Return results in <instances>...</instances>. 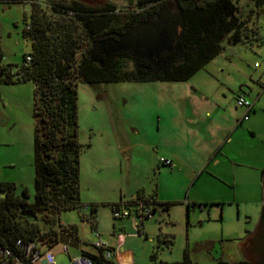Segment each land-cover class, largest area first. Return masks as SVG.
Masks as SVG:
<instances>
[{
    "label": "rangeland",
    "instance_id": "obj_1",
    "mask_svg": "<svg viewBox=\"0 0 264 264\" xmlns=\"http://www.w3.org/2000/svg\"><path fill=\"white\" fill-rule=\"evenodd\" d=\"M107 1L120 11L135 7V0ZM50 3L68 4L66 0H0V67L11 65L14 70L22 63L31 51V41L24 35L31 11L40 8L49 15ZM237 7L243 19L251 15V26L264 6L256 9L251 2L239 0ZM257 42L252 37L237 44L224 39L220 53L182 82L77 83L81 205L61 211L60 225L76 226L78 235L91 241L84 208L94 206L97 228L105 240L115 225V258L121 260L120 252L130 241L126 264H180L185 256L187 264L244 260L246 239L256 233L263 206L264 44ZM196 92H206L228 107H233L239 92H253L249 98L259 97L263 108L255 134L234 137L239 144L226 147L221 166L210 165L193 184L196 177L185 168L179 176L170 174L160 159L172 151L184 106L192 110ZM34 128L32 83L0 85V174L14 184L17 194L25 189L30 201L34 194ZM137 194L145 199L156 195L159 203L170 204L169 212L143 221L140 230L134 213L113 220L110 206L126 203ZM43 223L40 220L47 230ZM122 223L124 228H119ZM158 240L172 244H158ZM69 254L74 256L76 251L70 248ZM55 263L68 264V256L57 254Z\"/></svg>",
    "mask_w": 264,
    "mask_h": 264
},
{
    "label": "trees",
    "instance_id": "obj_2",
    "mask_svg": "<svg viewBox=\"0 0 264 264\" xmlns=\"http://www.w3.org/2000/svg\"><path fill=\"white\" fill-rule=\"evenodd\" d=\"M239 0H174L183 23L176 45L180 60L160 68L139 61L128 53L100 54L97 43L106 30L120 31L132 26L140 16H154L158 0H141L138 13L124 14L106 1L99 7L80 3H50L49 15L34 8L30 15V29L24 35L31 41L30 64L14 68L0 67V84L30 82L33 85L34 128V194L25 189L17 194L14 184L0 186V248H14L16 241L34 242L38 249H50L60 242L74 245L76 226L62 227L58 216L61 211L80 207L79 155L81 145L77 140V83L94 85L118 82H182L210 62L222 50V42L237 44L255 33L243 19L237 3ZM256 9L264 0H247ZM143 10V11H142ZM132 68L128 70V66ZM263 176V174H262ZM264 181V176L262 177ZM135 198H143L137 194ZM167 213L168 203H158L154 197L146 199ZM131 201V200H130ZM130 201L123 204H130ZM118 204H112L110 208ZM84 218L95 223L96 208L88 206ZM40 217V219H39ZM44 221L46 229L39 224ZM264 225V209L260 226ZM68 236L69 239L64 238ZM259 236V235H258ZM158 244H172L158 240ZM264 253V251H262ZM98 261L95 256H90ZM153 258V256H151ZM110 264V263H109ZM180 264H187L186 256ZM235 264H251L244 259Z\"/></svg>",
    "mask_w": 264,
    "mask_h": 264
},
{
    "label": "crops",
    "instance_id": "obj_3",
    "mask_svg": "<svg viewBox=\"0 0 264 264\" xmlns=\"http://www.w3.org/2000/svg\"><path fill=\"white\" fill-rule=\"evenodd\" d=\"M264 6V5H263ZM262 6V7H263ZM264 7L260 9L259 14L256 15L255 24L251 23V15L248 18V26L250 28L255 29V33L251 34L250 37L255 38L257 43L264 44ZM23 58V57H22ZM19 84V83H16ZM0 85H14V84H0ZM197 93V92H196ZM250 95H253V92H249ZM249 93L239 92L236 97H244L251 104V109L246 112L243 108H238L236 104L233 107H228L226 102L219 100L216 98L214 100L206 92H198L195 96L192 97V110L187 111V106H184L183 113V123L180 125L179 136H175L174 147L172 151L167 155L164 159L170 160L172 162V167H169V173L173 175H181L182 169L185 168L188 174H192L195 178L193 184L199 177L208 169L211 165L213 168L220 167L222 164V160H225V152L226 147L233 148L235 144H239L238 138H234L241 133L246 134V136L254 135L257 127L259 126V115L262 112V105L260 102V98L256 97V100H252L249 98ZM255 96H258L256 93ZM219 97L226 100V96L224 93H220ZM254 97V96H250ZM258 102V103H257ZM258 104V106L256 105ZM186 107V108H185ZM194 108V112L193 111ZM247 113V120H243L244 115ZM161 164V163H160ZM162 165V164H161ZM164 166V165H163ZM219 172V170H218ZM220 173V172H219ZM215 176L216 174L213 173ZM221 174V173H220ZM262 174L264 176V168L260 171V181L263 187L264 181L262 180ZM186 184L188 180L185 179ZM12 183L9 181L8 177L2 173L0 174V186L4 184ZM13 184V183H12ZM1 194V193H0ZM4 194V193H3ZM264 195V192H263ZM136 195H134L131 199H133ZM130 199V200H131ZM156 202V195L154 196ZM129 200V201H130ZM263 200V199H262ZM159 203V202H158ZM263 209V206H262ZM169 212V211H168ZM167 212V213H168ZM162 213V212H161ZM159 215V213H157ZM156 214V215H157ZM114 220V219H113ZM118 221V220H115ZM87 222V220L85 221ZM89 222V228L92 233L93 229L97 231V221L95 219V223ZM112 233H106L107 239L103 238V234L100 232L102 239L113 248L114 233L117 231L115 229V225L112 224ZM125 224H121L119 228H124ZM258 228V227H257ZM77 229V227H76ZM258 231V229H257ZM249 235L246 241L248 242L247 250H251L260 243L261 239H258L257 232ZM65 237V236H64ZM69 239L68 236L64 238ZM76 243L74 245H70V248L76 251V254L81 250H86L88 252H92L89 248L90 240H87L84 237H80L78 235V229L76 232ZM68 241V240H66ZM130 241H127L122 251L120 252L121 260L112 257L110 264H126V252L127 246ZM63 243V242H60ZM114 249V248H113ZM129 249V248H128ZM133 253L134 250L132 249ZM52 252L54 254V258L57 254H62L60 251V247L54 246L52 247ZM128 257V256H127ZM248 256L245 257L247 259ZM35 264H44V263H35ZM56 264V263H55Z\"/></svg>",
    "mask_w": 264,
    "mask_h": 264
},
{
    "label": "built area",
    "instance_id": "obj_4",
    "mask_svg": "<svg viewBox=\"0 0 264 264\" xmlns=\"http://www.w3.org/2000/svg\"><path fill=\"white\" fill-rule=\"evenodd\" d=\"M30 29V25L25 26V31ZM31 58L29 55L25 56L24 66L30 64ZM15 72V70L13 71ZM235 104L238 108H243L248 112L251 109V104L244 97H236ZM247 113L243 120H247ZM162 165L172 167L170 160L160 159ZM161 208L153 206L145 198H133L130 204H118L111 209L112 218L114 220H121L128 218L132 213L137 217V227L143 224V221L153 218L157 213H160ZM141 225V226H140ZM92 239L89 248L92 252L81 250L76 255L69 254L70 245L68 243H59L62 254L68 256V264H109L114 255V249L109 246L101 237V234L96 229L92 230ZM57 244V245H59ZM56 245V246H57ZM90 256H95L98 261H94ZM55 264L54 254L52 248L40 250L34 242L23 243L18 240L14 244V248H0V264Z\"/></svg>",
    "mask_w": 264,
    "mask_h": 264
},
{
    "label": "flooded vegetation",
    "instance_id": "obj_5",
    "mask_svg": "<svg viewBox=\"0 0 264 264\" xmlns=\"http://www.w3.org/2000/svg\"><path fill=\"white\" fill-rule=\"evenodd\" d=\"M68 4L73 3H80L84 4L86 6H89L91 8L93 7H99L103 5L107 0H66ZM141 0H135L134 8L130 11H123L124 14L129 12H136L138 13L137 9V3ZM161 1V0H158ZM163 3H152L149 5V7H157L156 13L154 16H140L139 19L134 23L132 26L128 27H122L120 31L116 30H106L98 39L97 43V49L100 54H103L104 56H108L110 54L116 53V52H125L133 56L134 58L138 59L139 61H145L149 62L148 64L154 68H160L163 66L168 65L169 63L174 62L176 60H180V50L176 45V41H174L173 45L170 46L168 49H162L159 53H149L148 49L137 47L133 44L132 39H138L141 36L140 34H137V32H131L129 33V29L134 28L136 26L142 25L144 23L149 24L148 29L145 30L146 34L153 33L156 35L164 36L165 38L169 37V27L172 23V15L173 10L170 7L175 5L174 0H162ZM143 11V10H142ZM152 25V26H151ZM145 27V26H143ZM142 27V28H143ZM179 29V33H180ZM156 33V34H155ZM123 36V37H122ZM115 51H112V49H115ZM177 48V49H176ZM169 57L172 58V60H169ZM259 238L261 239L260 243H258L254 248L251 250H248L247 259L250 261L251 264H264V225L260 226L259 229Z\"/></svg>",
    "mask_w": 264,
    "mask_h": 264
},
{
    "label": "water",
    "instance_id": "obj_6",
    "mask_svg": "<svg viewBox=\"0 0 264 264\" xmlns=\"http://www.w3.org/2000/svg\"><path fill=\"white\" fill-rule=\"evenodd\" d=\"M172 8L173 10V15H172V23L169 27V37L165 38L164 36L158 35L159 33H155L156 35H154L153 33H148V35L146 34L145 30L148 29L147 26H149V24L144 23L142 25L136 26L134 28L129 29V33L127 34H131V32H137V34H140L141 32V36L138 39H132L131 41H133V44L136 45L137 47H142V48H146L148 49L149 53H159L162 51V49H168L170 46L173 45L174 41H176L179 37V29H182V23H183V19H182V15L179 12V9L176 5L170 7V9ZM145 26V27H143ZM152 26V25H151ZM143 27V28H142ZM131 31V32H130ZM123 37V36H122ZM177 49V48H176ZM115 49H112V51H115ZM263 192H264V183H263ZM4 194L1 193L0 194V198H3ZM263 209H264V195H263ZM217 249H214V252L216 253Z\"/></svg>",
    "mask_w": 264,
    "mask_h": 264
}]
</instances>
